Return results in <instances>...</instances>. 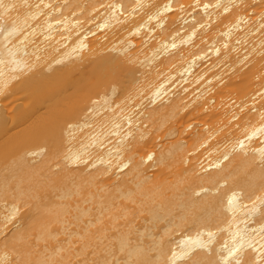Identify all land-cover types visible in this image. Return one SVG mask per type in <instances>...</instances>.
I'll list each match as a JSON object with an SVG mask.
<instances>
[{"label": "bare ground", "instance_id": "6f19581e", "mask_svg": "<svg viewBox=\"0 0 264 264\" xmlns=\"http://www.w3.org/2000/svg\"><path fill=\"white\" fill-rule=\"evenodd\" d=\"M0 264H264V0H0Z\"/></svg>", "mask_w": 264, "mask_h": 264}]
</instances>
